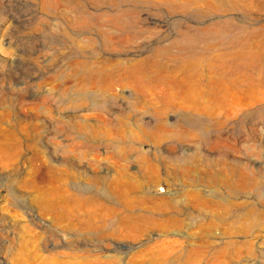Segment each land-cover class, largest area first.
<instances>
[{
	"label": "rangeland",
	"instance_id": "1",
	"mask_svg": "<svg viewBox=\"0 0 264 264\" xmlns=\"http://www.w3.org/2000/svg\"><path fill=\"white\" fill-rule=\"evenodd\" d=\"M169 1L0 0V264H264V0ZM223 65L202 135L167 137Z\"/></svg>",
	"mask_w": 264,
	"mask_h": 264
},
{
	"label": "bare ground",
	"instance_id": "2",
	"mask_svg": "<svg viewBox=\"0 0 264 264\" xmlns=\"http://www.w3.org/2000/svg\"><path fill=\"white\" fill-rule=\"evenodd\" d=\"M169 3H173L172 0L169 1ZM176 6V5H175ZM114 19H111L110 22L111 23H120L121 21V17L119 15H117L116 17H113ZM109 23V21H108ZM88 23L86 24L85 28L87 27ZM89 28V27H88ZM90 29V28H89ZM121 29V28H119ZM118 30V29H117ZM91 31V30H89ZM96 31L99 32L100 36H101V40L108 44L109 47L112 46V44L116 43L117 41H124V35H123V32L126 31L128 32L130 36H133V37H137V35L141 34L140 32L141 31V28H139L137 25H131L129 23L125 24L121 30V33H118V32H114L112 31L111 29H97ZM129 36V37H130ZM196 35H193V34H187V35H178V38H176L174 40V42L171 43V46L169 48H164V50H160L158 49L157 51H155L156 53L158 54H163L165 56H169L168 54H170V52L173 51V49H178V54L175 55V58L177 57H181L182 54H190L191 56L192 55H197L199 52L196 48V44H197V36L195 37ZM128 38V37H127ZM90 42H94L96 39L91 36L89 38ZM126 41V40H125ZM121 45V44H120ZM78 46H80L81 48L83 46L80 45V42H78ZM244 50V49H243ZM233 55V54H232ZM213 56V55H212ZM235 56V55H234ZM253 55L251 54V52H242V53H239L237 56H236V59L235 60H243V59H248L250 61V57H252ZM155 57H158L157 55H155ZM261 56H259L260 58ZM219 58V57H218ZM225 58V57H224ZM216 59V58H215ZM221 59V58H220ZM220 59H217V60H220ZM227 60V58H225ZM224 59V60H225ZM230 59V58H229ZM154 60V59H153ZM159 60V59H158ZM223 60V59H221ZM234 60V58H233ZM230 61V60H229ZM232 61V60H231ZM245 61V60H244ZM150 60H145L143 59L142 61H137V63H135L134 65L141 68L142 71L140 72H151L152 71V66L150 65ZM160 62V61H159ZM208 62V61H207ZM214 62V61H213ZM108 63V62H107ZM220 63V62H219ZM230 63V62H229ZM243 63V62H242ZM110 64V62H109ZM154 64V63H153ZM208 64V63H207ZM217 64V62H216ZM214 64V66L216 65ZM223 64V63H222ZM226 64V63H224ZM221 65V64H220ZM220 65H217V66H220ZM237 65V64H236ZM245 65V64H243ZM110 66V65H109ZM112 66V65H111ZM115 66V65H114ZM164 66V65H163ZM207 66V65H206ZM225 65H223L222 67L219 68L218 72L220 74L221 77H211L210 79V82H207L206 79H205V76H202V75H199L200 77H197V81L199 83H188L187 81V84L188 86H186V90L187 91H191L190 93L192 95H190L192 97V101L190 102L191 105L187 104V100H185L184 102L182 101L181 103V107L185 110V111H188L190 110L191 112H193L197 117L194 118V120L192 121V123L189 122V118H181L179 120V122H182V123H177V127L173 128V125H170L168 123H166L165 121L161 122L160 125H159V128L161 129V131L167 136V137H170L171 136H177V137H189V138H192V139H195L197 137H200L202 135V133L200 131H202L203 129V119L206 118V119H211L215 116V112L214 110L211 109V106H209L208 104H210L211 102H215L219 99H225L227 98L228 96H230V92L228 90V88H230L229 86V83H230V80L228 78V70L224 67ZM156 67V66H154ZM153 67V68H154ZM209 67V66H208ZM118 68V67H117ZM211 68V67H209ZM231 68V67H230ZM105 69V68H104ZM103 69V70H104ZM131 69V68H130ZM100 69H94L92 68L90 71H88V75H90L92 78L95 77L96 79H98L99 77L102 76V78H105L106 76H103L104 74L101 73L99 71ZM106 70V69H105ZM110 71V70H109ZM117 71V70H116ZM114 71V72H116ZM129 71V69H128ZM120 72V71H119ZM118 72V74H119ZM131 72V70L129 71ZM108 72H106L105 74H107ZM112 73V71H111ZM125 73H128V72H125ZM140 73V74H142ZM155 73V72H154ZM115 74V73H114ZM124 74V73H123ZM126 75V78L128 77L127 74H124ZM152 75V74H151ZM144 77V76H143ZM151 77V76H150ZM115 78V77H114ZM124 78V79H126ZM129 78V77H128ZM131 78V77H130ZM145 78V77H144ZM149 78V77H148ZM147 78V79H148ZM113 79V78H112ZM153 79V77H152ZM156 79V78H155ZM143 80V79H142ZM150 80V79H149ZM154 80V79H153ZM188 80V78H187ZM232 80V79H231ZM96 81V80H95ZM127 81V80H126ZM172 81V80H171ZM171 81H168V82H171ZM185 81L186 80H183V81H173V82H176V84L174 85H177L178 88H182V86H185ZM93 82V80H92ZM100 82V80H99ZM115 82V81H114ZM113 82V83H114ZM121 82V80H120ZM132 82V79L131 81ZM129 82V83H130ZM153 82V81H151ZM149 82V83H151ZM111 83V84H113ZM214 84H220V85H224L226 87L224 88H227L226 90H223V93L222 94H218L216 91H215V88H214ZM99 85V84H98ZM191 87V88H190ZM223 87V86H222ZM148 88V87H147ZM140 89V88H139ZM170 89H173L172 87H169L167 89H165V95L167 96V99H166V107H165V113H168L169 111V108H171V105H172V100H171V96H172V93L170 94ZM239 89V88H237ZM235 89H233L232 91H234ZM140 91H142V89H140ZM148 94L147 95H150V96H153V91L151 89H146L145 90ZM240 91V90H239ZM144 92V93H146ZM139 93V92H138ZM240 94V93H239ZM237 93H234V96L235 98H237V100L239 99V102H242L241 99H243V97L241 98L240 95ZM144 95V94H143ZM233 95V92L232 94ZM156 98V97H155ZM190 98V97H188ZM187 98V99H188ZM254 98V97H253ZM173 99V98H172ZM228 99V98H227ZM97 100V99H96ZM157 100V99H156ZM174 100V99H173ZM183 100V98L181 99ZM191 100V99H190ZM245 100V99H243ZM148 101V100H146ZM177 101V100H176ZM220 101V100H218ZM223 101V100H222ZM224 102V101H223ZM148 103V102H147ZM217 103V102H216ZM155 104V103H154ZM153 105V104H152ZM180 105V104H178ZM173 107V106H172ZM175 107V105H174ZM138 109V108H137ZM216 118V117H215ZM214 120V119H213ZM217 121V119H216ZM215 121V122H216ZM220 121V120H219ZM187 122V123H185ZM183 123H185L186 125H188L189 129H187L188 131L187 132H184L182 131V129H184L183 126H181ZM181 128V129H180ZM191 128V129H190ZM202 128V129H201ZM169 138V139H170Z\"/></svg>",
	"mask_w": 264,
	"mask_h": 264
}]
</instances>
